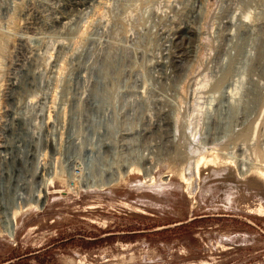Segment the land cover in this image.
Here are the masks:
<instances>
[{
    "label": "rangeland",
    "instance_id": "1",
    "mask_svg": "<svg viewBox=\"0 0 264 264\" xmlns=\"http://www.w3.org/2000/svg\"><path fill=\"white\" fill-rule=\"evenodd\" d=\"M26 1L28 0H16L18 13L27 4ZM43 1L52 5L53 9L61 3L60 0ZM136 1L132 0L135 5L131 2L132 7L128 8L123 26H118L116 30L118 32L114 50L121 52L124 48L125 59L120 68L117 66L118 70L111 67V76H118L119 79L113 90H116L118 85L122 90L119 98L114 96V100L119 102L116 110L120 108L122 110L124 101H130L129 103L133 105L127 106L126 111L123 110L125 112L117 116L119 123L110 127L113 131H110V140L120 145L119 151L112 164L108 159L103 160L108 162L107 168L100 166L99 169V165L94 167L93 177H88L91 183L96 180V185L92 186H85L81 179L68 176L72 172L70 171L72 166L64 149L71 103L67 102V105H64V100L66 89L71 85L68 80L70 81V76L74 72L75 53L92 41L93 34L95 36L103 19L106 20L108 17L109 20L113 19L110 18L109 10L114 8L115 3L111 1L107 9H103L104 12L92 10L89 15L87 13L81 16L77 24L81 35L73 38L71 49L64 54L61 59L62 66L58 67L55 73H50V67L57 57L58 45L52 38L51 40L40 35L45 24L37 20L39 29L29 32L23 28L24 22L20 14L16 13L10 19L8 17L6 19L0 13V33L4 36L6 45V52L4 51V56L0 58V119H2L0 121L3 122H0V126L3 127L7 119L5 106L7 103L2 95L3 89L7 87L8 76L13 71V63L23 65L26 61L27 64L31 57L30 48L39 45L41 41L47 42L50 49L42 57V66L44 71L48 69L49 72L37 79L38 83L43 80V84L41 83L36 97L39 106L32 110L31 114L32 118H35L33 126L35 143L32 144V148H39L36 159L39 165L47 162L56 173L48 185L46 203L28 201L18 210L14 216L15 222L10 225L6 219L4 203L5 200L8 201L11 189L9 187L0 189V264H264V175L260 177L259 173L264 172V158H260L262 156L259 157L254 151L257 146L264 148V108L258 119H254L256 121L254 125L257 123L258 125L252 126V132L250 129L249 135L246 136L249 139L239 141L240 145L233 143L236 135L213 141L211 131L216 121L208 119L209 114L218 107L221 100V92L219 93L221 90L215 89L218 81L215 75L217 60L224 54L223 52L228 51L227 43L230 37L226 36L225 21L231 13L237 16L236 19L240 18L242 8L235 7L236 0L204 1L203 16L197 21L203 34L194 59L188 63L185 76L176 85L172 82L160 84L166 97L161 101L163 104L157 102L156 106L159 107L161 104L158 108L159 110L162 108L160 111L166 107L167 110H173L171 116L174 121L176 120L177 131L170 141L172 143L168 145L165 143L167 135L163 128L153 136L154 139H158L159 147L156 151L157 156L154 157L153 171L147 174L144 161L149 154L147 149L149 140L153 137L136 134L125 137L122 133V130L129 128L136 132V128L147 123L140 115L141 110L137 113L131 111L133 108L142 109L146 105L140 107L141 97H138L139 99L136 97L135 90L144 80V72H148L150 68V62L143 59L142 42L145 40L144 37L149 38L152 34L149 30L150 18L143 11L146 4L143 0ZM172 1L149 2L151 10L163 18L162 23L167 21V17L164 16L171 11L169 9L171 5L168 8V3L171 4ZM240 1L243 7L250 5V13L251 8L253 9L245 21L246 25H258L255 5L248 0ZM9 2L3 1L4 4ZM242 28L244 26L241 30L245 33L246 27L244 30ZM25 34L27 38L20 44L19 37ZM245 42L243 39L240 48H244ZM130 68L134 75L130 76ZM149 84L148 82L147 91L151 89ZM213 91L219 93H216L214 98ZM137 99L136 104L134 101ZM83 109H86V106H83ZM49 114L62 115L65 121L64 128L59 129L56 121L55 124L48 122ZM2 127L0 143L5 139ZM116 127L121 131L119 134ZM51 132L59 136L62 142L61 154L58 153L54 157L46 146ZM100 139H103L101 142L105 141V138ZM243 143L248 147L246 155L240 150ZM121 144L124 147H121ZM172 144L177 145L176 149H179V154L184 157L176 160L169 157ZM100 154L112 157L104 146ZM207 154H216L218 157L206 165L202 164L200 167H204L200 171V176H197L195 165L200 157ZM73 162L77 164L79 160ZM125 162L134 165L128 167ZM244 168H250L252 172L258 168L257 174L254 171L244 175ZM116 172H120L118 180L100 186L104 181L118 177ZM30 173L28 172L27 178L32 179ZM183 174L191 177V189H187L189 186ZM33 183L31 181L29 185L32 191L35 187Z\"/></svg>",
    "mask_w": 264,
    "mask_h": 264
},
{
    "label": "bare ground",
    "instance_id": "2",
    "mask_svg": "<svg viewBox=\"0 0 264 264\" xmlns=\"http://www.w3.org/2000/svg\"><path fill=\"white\" fill-rule=\"evenodd\" d=\"M0 1V13L2 14L3 18L8 17L10 19L12 15L14 16L16 13H18L16 0H10V2L9 0ZM3 1L9 3L4 4ZM60 1V5L53 9L54 7H52V5L50 6L48 2L45 3V1L43 0H28L26 1L27 4L23 6V8L20 9L21 11L18 13L23 19L24 29L29 30V32L31 30L37 31L40 27H38L39 23L37 22V20H40V22L42 21L43 24H45V26L42 24V27L44 28L42 29L43 32H41L40 35L42 34L44 38H52L58 45V54L52 66L50 67V73H55L57 68L62 66L61 59L64 57V54H66V52L71 49L73 38H77L78 35H81V30L79 31V29L77 28V24H79L78 22L81 16L87 13L89 15V12H91L92 10L102 12L103 9H107L111 1L112 3H115V5L113 6L114 8L112 9L111 7L112 10H109V12L111 13L110 18L112 17L113 19L111 18L112 20H109L108 17L105 20L102 18V23H99L98 25L101 27H98L95 36L93 34L92 39L90 38L92 41H89L90 43L80 50L78 49L79 51H77L76 53L74 52V72L70 76V81L68 80V83H70L71 85H67L68 88L66 89L64 100V105L67 102L71 103L69 123L66 130L67 140L64 149L65 154L67 155V160L72 166V170H70L72 172H70L68 176L74 179H81L83 183H85V186H92L96 185V180L92 181L91 183V181L89 182L88 177H93V171H95L94 167H97L99 165L98 168L100 166H106L107 168L108 162L105 161V163L103 162V160L108 159V161L112 164L114 162L113 160L115 156L117 155V152L119 151V144L113 142V140H110V127L113 124L115 125V123H117V116L122 115L121 113H124L126 111L125 109H127V106L131 105L132 107L133 105V103H129L130 101H124L122 110L121 108L118 109L121 110V112L116 110L118 105L117 103L119 102L114 100V96L115 98H117V96L119 98V94H121L122 90L121 88H119V85L118 87H116V90H113V87L117 85L116 82H118L119 79L118 76H111V70L114 68L117 69V66L118 68H120L119 66H121L122 62L125 59V55L123 53L124 48L121 49V52H116L117 50H114L116 43L115 40L117 38L118 32L116 30L118 29V26H123V20L128 11V8L134 1ZM143 1V3L146 4L143 8V11L144 14L148 15L150 18L149 20H147L151 24V29L149 30H151L152 34L147 33L151 34V36H148L149 38L144 37L145 40L142 42V55L145 62H150V68L148 69V72H144V80H142V83L139 82L140 84H138L139 86H137V89L135 90L136 93L135 91L134 93L137 98L141 97V99L139 100L140 107L146 104L144 106L146 108L143 107L142 109L139 108L138 110L134 108L130 109L134 113H137L139 110H141L140 115L147 120V123H144L136 128V132L132 131L134 129L131 128L125 129L124 131L122 129L121 130L122 133L125 134V137H129V135L133 136L134 134H136V136L146 135L151 136L152 138L160 129L163 128L167 135V140H165V143H167L168 145L172 143L170 141L176 135L175 132L177 131V126L175 122L176 120L174 121L171 116L173 114V110L169 109V111L166 109V107L162 111H160L162 108L160 110L158 108L161 106V104L159 107L156 106L157 102L159 103L163 101L166 97H164L165 94L162 93L164 90L161 89L160 84L162 82H172L174 85H176L179 83V80L183 76H185L189 65L188 63L192 59H194L197 53L199 41L201 40L203 34L201 31V27L199 26V24H197V21H199V19H201L203 16V4L205 0H173L171 4L168 3V8L171 5V8H169L171 9V11L167 14V16H164V18L167 17V21L165 23L161 22L163 18L158 13H155L151 10L149 4L150 0ZM248 1H251V3L255 5L256 9H254L257 10L256 18L259 23L257 21L256 22L258 23V25H246L247 22L245 21H247L246 19L249 18V14L252 13L253 9L251 8L250 13V5H248L247 7H243V4L240 0H236V2H234V5L235 7L238 6V8L240 9L242 8V11L240 10L242 12L241 17L236 19L237 16H235L234 13H231L229 17H227V21H225L227 23L226 36L230 37V40L228 39L227 43L228 51L226 50L227 52H223L224 54H222V56H220L217 60L218 64L216 62L217 65L215 75V78L218 79L215 85V89L217 88V90H221H218L219 93L221 92V100L218 107L214 109V111L208 116L209 120L212 121L214 119L216 121H214L215 127H213V130L211 131L213 141H217L222 137L225 138L229 135H236L235 139H233V143H238L239 141L241 142V140L244 141V139H247L246 136L249 135L248 133L250 132V129L256 122L254 121V119L257 120L261 112H263L264 0ZM135 2L137 1L135 0ZM133 5H135V3H133ZM48 12L51 14H49ZM108 15H105V17H107ZM242 26H244V28L246 27L245 33L241 30ZM244 28L242 29L244 30ZM37 35H39V33ZM19 38L21 42L20 44H22L27 36L25 34L21 35ZM37 39L39 38L37 37ZM243 39L246 42L244 43V48H240ZM48 49H50L49 44L45 41H41L39 45L30 48L31 57L30 60L28 58L29 61L27 64L26 61L23 65H17L16 62L13 63V71L8 76V80L6 83L7 87L6 89H3L4 91L2 90V96L5 98L4 100L7 103V105H5L7 106V119L4 122V126H0V128H4L5 132V139H3L4 137L1 138L3 140L0 143V189H3L5 187H9L11 189V193L7 197L8 201L5 200L4 203L7 217L6 219L8 220L9 225L15 222V214L18 213V210L24 207L28 201L34 200L39 201L41 204L46 203L49 193L48 185L51 184V181H53L55 177L54 175L56 174L49 163L44 162L41 163V166L39 165V162L36 160L39 148L35 146V149L32 148V144L35 143L33 142V139L35 137H33L35 131V129L33 128L35 118H32L31 114L33 112L32 110H35V108L39 106L37 103L38 99H36V97H38V89H40V85L43 84V80L41 84L40 82H37V79H40L41 75H45L46 72H49L48 69L44 71V67L42 66V57L43 55L48 53ZM4 51L6 52L5 38L0 33V58L2 57L3 53H5ZM99 61H101L100 66L98 65ZM111 67L113 68L111 69ZM130 69V76L132 74L134 75V73H132V68ZM123 73H125V70ZM135 82H137L136 78ZM148 82L150 83L149 88H151L149 91L146 90ZM121 87L123 88V86ZM218 91H213V98L216 96V93L219 94ZM134 93L132 95H134ZM138 99L134 101V103L137 104ZM83 106H86V109H83ZM123 110L125 111L123 112ZM47 120L48 122L53 123L54 121H56L59 129L64 128L65 121H63L62 119V115L56 116L55 114H49ZM256 125H258V123ZM256 125L254 126L256 127ZM116 128L117 130H119V127ZM49 132L50 131L48 130V133ZM120 132L121 131L119 130L117 134H119ZM55 133L51 132L50 138L48 136L47 143L45 142L46 146L50 149L51 155L53 157L58 153L61 154L62 151V142L58 138L59 136L57 137ZM100 138H105V141L101 142V140L103 139ZM251 138L253 137H250V139ZM149 141V144L147 146L149 154L148 156H146L144 161L147 174H150V172L153 171L152 169L155 163L154 157L157 156L156 151H158L157 149L159 147L158 139H154L153 137ZM37 142L39 143V141H36V143ZM174 142H176L175 139ZM123 144H121V147H124ZM103 146L106 147L107 152L111 153V158L109 156H102L100 154ZM171 146L172 147L170 148L169 156L171 159L176 160L179 159V157H184L179 154V149H176L177 145H175L176 147L174 146V144H172ZM246 148L248 147H246L245 143H243L241 145V149H239L245 154ZM254 151L257 155L259 154V157L262 156L260 158H264V148L261 149L260 146H257L255 147ZM62 153L64 154V152ZM144 154L145 153H143V155ZM216 157H218L216 156V154H207L200 157V160H198L195 165L197 176H200V171L204 167L202 166L201 168L200 166L202 164L206 165V163L216 160ZM74 160H79L80 163L77 162V164H75L73 162ZM130 165L133 166L134 164H129L128 167ZM125 168H127V166ZM256 169L258 170V168ZM256 169H254L255 172L257 171ZM259 169H261V167ZM254 171L252 172L250 168H244L243 174L247 175L249 173H254ZM28 172H31L30 175L32 179L27 178L29 175ZM259 173L261 175L260 177L264 175V172L262 173L260 171ZM182 176L189 186V188L187 189H191V177L188 178L184 174ZM257 176L255 177L257 178ZM116 177L117 176H115V178L109 179L107 182L104 181V183H102L100 186L102 187V185L104 186L106 184H111V182H113L114 180H118L120 175L117 178ZM260 177L258 176V178ZM31 181H33V184L35 185V187L33 186L34 189L32 188L33 191L29 187Z\"/></svg>",
    "mask_w": 264,
    "mask_h": 264
}]
</instances>
